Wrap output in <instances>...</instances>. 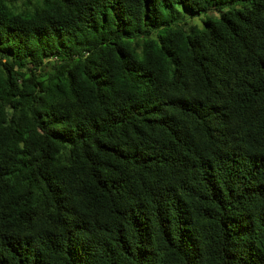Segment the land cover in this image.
I'll list each match as a JSON object with an SVG mask.
<instances>
[{
    "label": "trees",
    "instance_id": "1",
    "mask_svg": "<svg viewBox=\"0 0 264 264\" xmlns=\"http://www.w3.org/2000/svg\"><path fill=\"white\" fill-rule=\"evenodd\" d=\"M0 264H264V0H0Z\"/></svg>",
    "mask_w": 264,
    "mask_h": 264
},
{
    "label": "rangeland",
    "instance_id": "2",
    "mask_svg": "<svg viewBox=\"0 0 264 264\" xmlns=\"http://www.w3.org/2000/svg\"><path fill=\"white\" fill-rule=\"evenodd\" d=\"M192 20H193L194 22H197V23H198V20H197L196 18H193Z\"/></svg>",
    "mask_w": 264,
    "mask_h": 264
}]
</instances>
